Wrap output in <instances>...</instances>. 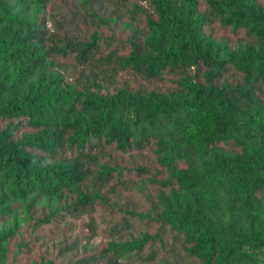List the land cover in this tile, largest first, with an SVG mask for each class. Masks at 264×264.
Segmentation results:
<instances>
[{
	"label": "trees",
	"instance_id": "1",
	"mask_svg": "<svg viewBox=\"0 0 264 264\" xmlns=\"http://www.w3.org/2000/svg\"><path fill=\"white\" fill-rule=\"evenodd\" d=\"M48 1L0 0V60L13 62L10 72L0 77V219L10 213L9 203L14 199L55 196L64 190L74 193L73 200L38 216L34 226L49 228L69 214L102 203L98 194L78 188L91 173L87 163L98 159L104 162L91 177L95 183H108L112 190L129 183L131 174L144 171L143 166L117 162L114 157L123 152L142 149L152 141L162 145L169 137L195 152L231 140L229 127L242 119L237 101L250 99L253 92L234 88L229 93L224 85L212 81L223 72L225 60L211 53L204 24L210 20L206 13L224 14L222 22L232 32L264 41V16L255 0H205V11H198L194 0H187L196 9L192 18L172 13V0H148L151 13L145 15L148 37L143 43L128 39L111 45L109 39L105 50L94 37L73 40L47 34L38 24V14ZM120 45L125 49L118 53ZM245 54H251V49ZM92 58L112 62V71L125 70L144 81L190 66L212 73L203 81L183 75L167 90L119 87L113 93H75L61 85L55 66L67 61L85 64ZM260 70L257 78L264 81V64ZM87 84H96L94 78H88ZM227 161L234 162L238 176L229 192L236 198H264V161L218 157L209 163L211 173L231 180L233 170L225 166ZM165 171V177L154 174L152 181L169 187L188 178L173 165ZM137 219L145 227L152 224L148 214ZM154 222L153 232L145 231L110 248L114 253H133L141 260L168 251L194 259L206 247L211 253L219 242L213 228L197 234L187 228L180 210L162 211ZM130 225L126 216L114 223L118 228ZM12 233L11 227L0 229V264H7L5 246ZM241 244L257 241L248 235L236 241V246ZM85 261L80 256L64 264ZM33 264L50 263L36 260Z\"/></svg>",
	"mask_w": 264,
	"mask_h": 264
},
{
	"label": "rangeland",
	"instance_id": "2",
	"mask_svg": "<svg viewBox=\"0 0 264 264\" xmlns=\"http://www.w3.org/2000/svg\"><path fill=\"white\" fill-rule=\"evenodd\" d=\"M194 1L198 11H205V0ZM255 3L264 16V0H255ZM195 7L187 0H172L171 12L192 18ZM148 13H151L148 0H49L38 14V24L53 37L73 40L94 37L105 50L109 39L113 40L111 45L128 39L143 43L148 37L144 25ZM206 16L210 20L204 24V30L211 40V53L225 60L223 72L212 77V81L224 85L229 93H233L234 88H251L253 92L250 99L237 101L242 119L229 127L231 140L195 152L177 138L169 137L162 145L152 141L142 149L123 152L114 157L117 162L143 166L144 171L131 174L129 183L112 190L108 189V183H95L91 177L104 160L87 163L91 173L79 182L78 188L98 194L102 203L69 214L49 228L34 226V219L73 200L72 191L12 200L10 213L0 219V229L13 228L5 246L7 264H33L36 260L64 264L80 256L86 260L83 264H108V257L109 264H264V198H236L229 192L238 178L233 161L225 162V166L233 170L231 180L213 175L209 165L218 157L264 161V81L257 78L264 64V41L232 32L222 22L224 14L206 13ZM124 49L120 45L118 53ZM247 49H251V54L246 56ZM12 66V61L0 60V77L9 73ZM112 66V62L92 58L85 64L67 61L55 66L54 71L61 85L75 93L94 91L101 94L113 93L119 87L167 90L183 75L203 81L212 73L209 69L190 66L180 72H165L158 80L144 81L125 70L112 71ZM88 78H94L96 84H87ZM168 165H173L176 172H186L187 180L169 187L152 181L154 174L158 178L165 177ZM173 210L181 211L182 222L195 234L207 227L215 229L219 242L211 253L206 247L194 259L179 251H168L141 260L133 253H114L110 248L140 237L145 231L153 232L157 227L154 222L157 215ZM147 214L152 223L149 227L137 219L140 216L144 219ZM122 216L131 221L129 227L114 226ZM248 235L254 236L257 244L236 246L238 239Z\"/></svg>",
	"mask_w": 264,
	"mask_h": 264
}]
</instances>
